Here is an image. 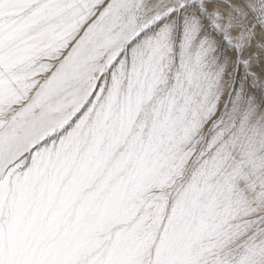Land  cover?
Segmentation results:
<instances>
[{"label": "snow or ice", "instance_id": "6c2138e0", "mask_svg": "<svg viewBox=\"0 0 264 264\" xmlns=\"http://www.w3.org/2000/svg\"><path fill=\"white\" fill-rule=\"evenodd\" d=\"M0 264H264V0H0Z\"/></svg>", "mask_w": 264, "mask_h": 264}]
</instances>
